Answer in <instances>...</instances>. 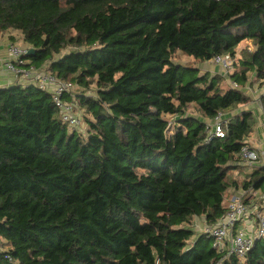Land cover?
I'll use <instances>...</instances> for the list:
<instances>
[{
  "label": "trees",
  "instance_id": "obj_1",
  "mask_svg": "<svg viewBox=\"0 0 264 264\" xmlns=\"http://www.w3.org/2000/svg\"><path fill=\"white\" fill-rule=\"evenodd\" d=\"M10 30L33 49L26 65L72 84L63 101L86 132L61 120L50 91L0 86V264L222 259L193 220L216 223L231 189L257 201L248 191L263 192L264 166L239 155L250 110L223 137L207 140L204 121L249 103L250 81L264 85V0H0V36ZM243 41L254 50L234 61ZM176 52L197 63L229 54L239 88ZM222 264H264V236Z\"/></svg>",
  "mask_w": 264,
  "mask_h": 264
},
{
  "label": "built area",
  "instance_id": "obj_2",
  "mask_svg": "<svg viewBox=\"0 0 264 264\" xmlns=\"http://www.w3.org/2000/svg\"><path fill=\"white\" fill-rule=\"evenodd\" d=\"M27 50L28 47L9 44L7 46L8 58L0 61V76L3 72H7L14 77L15 83L33 85L42 90L50 91L54 105L60 110L61 120L71 129L82 133L81 115H79L77 106L63 101V95L71 92L72 84L55 79L42 68L26 65L23 57L27 54ZM209 61L220 66L224 73H229L233 68V58L229 54L216 55ZM229 86L239 88L231 80ZM241 90L246 94L250 93L256 101L261 112L264 130V111L260 102V97L264 95V85L256 89H251L245 85ZM229 118L224 112L218 111L212 119L207 120L205 123L207 140L212 137H223L224 126ZM262 153L264 159V151ZM239 155L242 163L248 167L256 166L262 161L258 149L247 140L241 145ZM262 166H264V161ZM248 192L257 201L246 204L244 197L247 192L245 191L232 195L227 201L224 215L212 225L205 224L202 229V232L211 238L212 247L223 253V258L230 255L243 257L253 246L255 240L264 236V190L261 194L255 191ZM239 223H242L241 227ZM222 259L216 264H222Z\"/></svg>",
  "mask_w": 264,
  "mask_h": 264
},
{
  "label": "rangeland",
  "instance_id": "obj_3",
  "mask_svg": "<svg viewBox=\"0 0 264 264\" xmlns=\"http://www.w3.org/2000/svg\"><path fill=\"white\" fill-rule=\"evenodd\" d=\"M10 37H12V38H10ZM1 42H3V43H1ZM7 42H12L13 44H16V45H19V46H23V47H25V45H26V43H24L23 40H22L21 34L18 33L17 31H13V30L7 31V32H5L4 34H2L0 36V43H1L0 45H2V47H3L4 43H7ZM253 50H254V46H253V44L250 41H243L241 44H239L237 46V48L235 50L234 61H235V59H238V57L241 55V53L243 51L244 52H252ZM174 60L177 61V62H179V63H181V64H184V65H191V66L197 67L201 73L204 72L205 69H207L206 68L207 67V64H210L208 62L207 63H197V62H194L191 59V57L186 56V55L184 56V55H182L179 52H176L175 53ZM232 69H231V71H232ZM221 71H222V69H221ZM229 73H224L222 71L223 80L221 82V87H223V88H227V86L229 85V79H230L228 77V74ZM248 86L250 88H256L257 87V85L253 81H250L248 83ZM247 95L250 96V98H251V101L249 103L253 102L252 101L253 100V97L250 95V93H248ZM247 104H245V105H247ZM237 109L238 108H235V109H232L231 111H233V113H236L238 111ZM77 110L79 112V115H81V125H82V128H81L82 131L81 132L84 134L86 132V125H85V122H84V119H83V113H82V111L79 108H77ZM187 111L189 113H192L193 115H196V116L198 115V112L196 111V109L193 106H189L188 109H187ZM166 119L171 122V125L170 126L172 127V125H173V118L171 116H166ZM204 122L207 123V119ZM262 135L263 134H260V132L258 133L256 131V129H255L254 132H253V135H251L250 137H248L247 138V141L250 144H254V145L255 144H258L260 146V142L262 140ZM261 151L262 152L264 151V146H263V149H261ZM238 191L239 190L231 189L229 192H227L226 195H225L224 205H226L227 204V201L229 200V198L232 195H235L234 193H237ZM204 225H205V223L202 220V218H195L193 220L192 227L194 228V230L196 232H201L202 229H203V227H204Z\"/></svg>",
  "mask_w": 264,
  "mask_h": 264
},
{
  "label": "crops",
  "instance_id": "obj_4",
  "mask_svg": "<svg viewBox=\"0 0 264 264\" xmlns=\"http://www.w3.org/2000/svg\"><path fill=\"white\" fill-rule=\"evenodd\" d=\"M1 43H3V42H1ZM0 43V44H1ZM9 44H13L12 42H7V43H4V45H3V47H2V45H0V61H4V60H6L7 58H8V56H7V46L9 45ZM210 63V64H207V69H205V71L204 72H202V73H209L210 75H215V74H221L222 75V71H221V68H220V66H218V65H215L214 63H212L211 61H206V62H204V63ZM203 65V64H202ZM230 80L231 79H229V82H230ZM16 81L14 80V77L11 75V74H9V73H7V72H3L2 73V75L0 76V86H6V85H10V84H13V83H15ZM246 85H248V83L246 84ZM229 86V85H228ZM257 88V87H256ZM256 88H251V89H256ZM252 96V95H251ZM253 102H251V103H248L247 105H244V106H241V107H238V111L239 110H243V109H245V110H250L252 113H253V115L255 116V120H256V126H255V129H256V131L259 133L260 132V134H263L262 135V140H261V142H260V146L258 145V144H252L254 147H256L257 149H258V151H259V153L261 154V160L262 161H260V163L258 164V165H262V162L264 161V159H263V153H261L262 151H261V149H263V144H264V130H263V127H262V121H261V112H260V110L258 109V106H257V103H256V101L254 100V98H253V100H252ZM237 111V112H238ZM236 112V113H237ZM226 114V116H228V117H231L232 115H234L235 113H233V111H230V112H226L225 113ZM253 135V134H252ZM259 135V134H258ZM260 136V135H259ZM258 136V137H259ZM245 165V164H244ZM230 191V190H229ZM240 192V190L237 192V193H239ZM237 193H234V194H237ZM239 225H240V227L242 226V223H239Z\"/></svg>",
  "mask_w": 264,
  "mask_h": 264
},
{
  "label": "water",
  "instance_id": "obj_5",
  "mask_svg": "<svg viewBox=\"0 0 264 264\" xmlns=\"http://www.w3.org/2000/svg\"><path fill=\"white\" fill-rule=\"evenodd\" d=\"M33 52V49L32 48H28V50H27V55L28 54H31Z\"/></svg>",
  "mask_w": 264,
  "mask_h": 264
}]
</instances>
